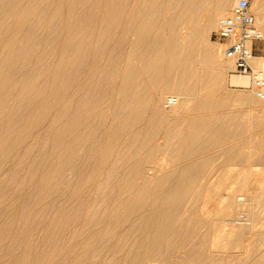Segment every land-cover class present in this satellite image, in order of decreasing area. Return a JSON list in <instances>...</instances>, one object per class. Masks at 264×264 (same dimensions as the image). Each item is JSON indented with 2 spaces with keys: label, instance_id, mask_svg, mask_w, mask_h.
I'll list each match as a JSON object with an SVG mask.
<instances>
[{
  "label": "bare ground",
  "instance_id": "bare-ground-1",
  "mask_svg": "<svg viewBox=\"0 0 264 264\" xmlns=\"http://www.w3.org/2000/svg\"><path fill=\"white\" fill-rule=\"evenodd\" d=\"M229 3L0 0V264H264V101L209 40Z\"/></svg>",
  "mask_w": 264,
  "mask_h": 264
},
{
  "label": "built area",
  "instance_id": "built-area-1",
  "mask_svg": "<svg viewBox=\"0 0 264 264\" xmlns=\"http://www.w3.org/2000/svg\"><path fill=\"white\" fill-rule=\"evenodd\" d=\"M222 56L233 65V74L248 78L247 89L264 101V31L250 0H238L212 35ZM171 101V99L169 100Z\"/></svg>",
  "mask_w": 264,
  "mask_h": 264
},
{
  "label": "rangeland",
  "instance_id": "rangeland-1",
  "mask_svg": "<svg viewBox=\"0 0 264 264\" xmlns=\"http://www.w3.org/2000/svg\"><path fill=\"white\" fill-rule=\"evenodd\" d=\"M236 1L237 0H232V2H231V0H230V3H229V5H230V7L228 8V12L229 11H231V8H232V6L236 3ZM256 0H250V2H251V8H253V4H254V2H255ZM253 10H255V9H252V11ZM262 12H263V14H264V3H263V6H262ZM216 29H213L212 31H211V33H210V36H209V40H210V42H211V44L213 45V47L215 48V49H220V47H219V45H217L216 43H215V41H214V39L212 38V35L214 34V31H215ZM226 84V90L227 91H233V90H236L237 88L234 86H231V85H229L227 82L225 83ZM166 95H171L170 93L169 94H166ZM168 97H171V96H168ZM233 104H236V102H233ZM244 114L246 115L247 114V112L246 111H244ZM217 161H218V163H217ZM216 162H215V164H220L221 163V161H222V159L220 160V158L217 160ZM257 162V161H256ZM256 162H254V164H253V166L254 167H262V166H264L263 164H264V162H258L257 164H256ZM256 164V165H255Z\"/></svg>",
  "mask_w": 264,
  "mask_h": 264
}]
</instances>
